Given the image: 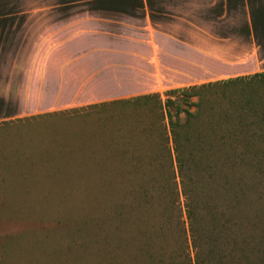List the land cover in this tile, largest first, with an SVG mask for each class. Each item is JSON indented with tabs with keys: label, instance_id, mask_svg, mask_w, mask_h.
Masks as SVG:
<instances>
[{
	"label": "crops",
	"instance_id": "1",
	"mask_svg": "<svg viewBox=\"0 0 264 264\" xmlns=\"http://www.w3.org/2000/svg\"><path fill=\"white\" fill-rule=\"evenodd\" d=\"M263 72L264 0H0V125Z\"/></svg>",
	"mask_w": 264,
	"mask_h": 264
},
{
	"label": "rangeland",
	"instance_id": "2",
	"mask_svg": "<svg viewBox=\"0 0 264 264\" xmlns=\"http://www.w3.org/2000/svg\"><path fill=\"white\" fill-rule=\"evenodd\" d=\"M145 83L147 94L165 100L166 89L155 78ZM259 88L264 92V84ZM137 92L130 97L88 96L79 107L0 125V264H99L95 256L105 250L113 257L120 255L121 250L113 248L118 237L142 230L139 226L113 229L117 216L127 217L119 204L139 181V175L133 178L128 171L145 165V155L150 152L151 157L158 149L159 132L168 139L170 133L165 118L161 127L152 103L121 102L145 95ZM224 105L204 104L205 111L189 132L215 121L214 111ZM194 110L189 108L191 113ZM169 111L174 120V107ZM178 119L182 122L184 115ZM208 131L216 137L228 127L212 122ZM232 147L242 148L233 144L224 150ZM220 149L211 148L215 153ZM99 214L105 216L102 231L95 222ZM159 215L150 216L156 220ZM141 216L136 213L132 223ZM133 262L149 264L143 259Z\"/></svg>",
	"mask_w": 264,
	"mask_h": 264
},
{
	"label": "trees",
	"instance_id": "3",
	"mask_svg": "<svg viewBox=\"0 0 264 264\" xmlns=\"http://www.w3.org/2000/svg\"><path fill=\"white\" fill-rule=\"evenodd\" d=\"M263 84L264 72L168 90L163 102L155 93L121 101L152 103L161 127L166 119L170 140L159 132V147L151 152L156 163H151L149 152L145 165L128 171L133 178L139 175V181L119 204L127 217L117 216L113 229L142 230L118 237L113 248L121 250L120 255L113 257L105 250L95 256L96 262L264 264V92L259 88ZM207 102L225 105L214 111L215 121L189 132ZM212 122L228 127V132L212 136L208 131ZM233 144L242 148L224 150ZM215 146L221 148L216 153L211 150ZM246 173L249 176L243 178ZM136 213L142 216L134 224ZM154 213L160 214L156 220L150 216ZM95 222L104 230L105 216L99 214Z\"/></svg>",
	"mask_w": 264,
	"mask_h": 264
}]
</instances>
